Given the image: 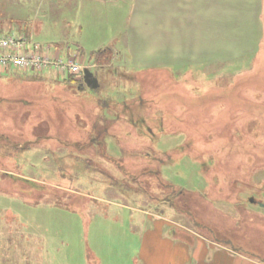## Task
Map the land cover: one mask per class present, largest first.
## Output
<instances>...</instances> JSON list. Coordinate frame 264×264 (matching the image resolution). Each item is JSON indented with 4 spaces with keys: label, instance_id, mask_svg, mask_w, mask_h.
I'll list each match as a JSON object with an SVG mask.
<instances>
[{
    "label": "rangeland",
    "instance_id": "1",
    "mask_svg": "<svg viewBox=\"0 0 264 264\" xmlns=\"http://www.w3.org/2000/svg\"><path fill=\"white\" fill-rule=\"evenodd\" d=\"M155 1L141 18L154 27L109 29L101 6V23L88 12L68 41L98 90L49 71L0 74V264H140L151 215L264 262L260 17L216 15L204 0L201 26L187 18L168 33ZM127 4L114 0L113 18ZM42 12L39 0H0V20L31 21L46 49L62 26ZM105 49L110 65L88 61Z\"/></svg>",
    "mask_w": 264,
    "mask_h": 264
},
{
    "label": "crops",
    "instance_id": "2",
    "mask_svg": "<svg viewBox=\"0 0 264 264\" xmlns=\"http://www.w3.org/2000/svg\"><path fill=\"white\" fill-rule=\"evenodd\" d=\"M146 1L147 0H126L128 3L127 17L123 16L122 19L119 18L118 14L113 18L114 0H39L40 8L44 11L41 14L44 17H49L54 26H62V29H59V36L56 37L58 41L56 40V42L48 44V48L50 47L49 45H51L50 50L53 49L54 54L58 55L63 47L69 48V46H76L77 50L75 52L67 51L66 57L72 54L77 55L78 52H80L78 49L81 48V45L75 40L73 44H69L68 41L70 39H75V33L82 32L84 25L89 23L88 19L85 17L88 12L93 13L94 17L98 19V21H95L96 25L101 23L99 19L102 15L104 16L106 14V12H101L99 10L102 9L101 6L105 9H109L106 23L109 29L117 30V23H119L120 20L123 21L124 24L126 23L129 29L135 26L138 30L139 25L144 26L147 23L154 27L155 22H149L148 19H145L148 21L145 22L141 19H144V15H157L150 10L152 4H150L149 9L147 8ZM187 1L189 3H187ZM203 2L204 0H156V5H153V7L160 9V14L165 16V20L162 21V30L164 32L174 33L181 32L188 23V19L191 26H201L202 16H204L205 12L203 11ZM206 3L210 6L207 11H211V13L216 15L219 14L220 9L221 16H223V14H227L228 16L231 14L259 16L260 25L255 27H258V30L264 33V0H207ZM85 4L93 5V7L89 5L86 6ZM189 5L191 6L189 7ZM63 13L66 15H62ZM76 16L79 17L75 19ZM81 16L84 17V20L80 18ZM10 19L15 18H6L4 21L0 20V25L4 23L8 25ZM22 21L28 23L23 36L32 44L38 45L36 42L32 41L30 35L32 22L28 20ZM71 24L76 28L72 33ZM63 26L65 27L63 28ZM95 29L97 30V28ZM118 30L121 29L119 28ZM192 30L195 29L192 28ZM79 41L81 43L80 39ZM142 214H145V217H150V213L147 214L144 212ZM151 216L154 218V222H152L153 224L144 232L141 245L139 244L140 246L138 247L137 262H140V264H264V262L257 261L249 254L242 251L233 249L220 250L210 239L197 234L189 233L193 239L191 242L190 239L183 237L181 233L172 230V227H168L170 222L163 220L160 216ZM165 223L166 226L164 225ZM173 225L176 226V224ZM177 227L178 226L175 228L177 229ZM38 236L39 235H36V237ZM37 239L40 243L41 236Z\"/></svg>",
    "mask_w": 264,
    "mask_h": 264
},
{
    "label": "built area",
    "instance_id": "3",
    "mask_svg": "<svg viewBox=\"0 0 264 264\" xmlns=\"http://www.w3.org/2000/svg\"><path fill=\"white\" fill-rule=\"evenodd\" d=\"M82 60L72 54L61 59L49 48L32 44L23 35L0 33V74L9 71L35 75L49 71L54 77H80Z\"/></svg>",
    "mask_w": 264,
    "mask_h": 264
},
{
    "label": "trees",
    "instance_id": "4",
    "mask_svg": "<svg viewBox=\"0 0 264 264\" xmlns=\"http://www.w3.org/2000/svg\"><path fill=\"white\" fill-rule=\"evenodd\" d=\"M8 26L9 29L15 28V31L18 33H24L27 28V23L22 20L10 19ZM87 59L89 62L94 63L97 66H107L110 65L111 61L113 60V55L110 50L105 49L90 52L87 55Z\"/></svg>",
    "mask_w": 264,
    "mask_h": 264
},
{
    "label": "water",
    "instance_id": "5",
    "mask_svg": "<svg viewBox=\"0 0 264 264\" xmlns=\"http://www.w3.org/2000/svg\"><path fill=\"white\" fill-rule=\"evenodd\" d=\"M83 83L87 88L92 91L97 90L99 88L96 75L90 72L88 69L84 70Z\"/></svg>",
    "mask_w": 264,
    "mask_h": 264
},
{
    "label": "flooded vegetation",
    "instance_id": "6",
    "mask_svg": "<svg viewBox=\"0 0 264 264\" xmlns=\"http://www.w3.org/2000/svg\"><path fill=\"white\" fill-rule=\"evenodd\" d=\"M98 89H99V88H98ZM98 89H97V90H98ZM90 91H92V90H90ZM94 91H95V90H94ZM92 142L96 144L95 139H94ZM103 155H106V154L103 153ZM108 159H109V158H108Z\"/></svg>",
    "mask_w": 264,
    "mask_h": 264
}]
</instances>
